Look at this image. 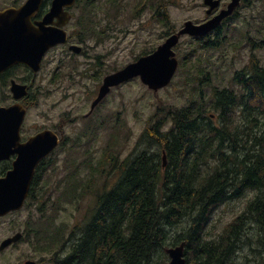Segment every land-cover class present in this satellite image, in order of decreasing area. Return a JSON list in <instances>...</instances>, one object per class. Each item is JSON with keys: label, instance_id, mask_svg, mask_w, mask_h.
Instances as JSON below:
<instances>
[{"label": "trees", "instance_id": "obj_1", "mask_svg": "<svg viewBox=\"0 0 264 264\" xmlns=\"http://www.w3.org/2000/svg\"><path fill=\"white\" fill-rule=\"evenodd\" d=\"M204 46L219 48L212 41ZM247 66L235 73L239 86L213 89L210 105L195 89L183 107L160 105L143 134L147 148L133 155L67 238V226L56 222L62 202L55 201L54 213H47L51 194L39 186L40 167L36 251L49 252L52 264H163L166 247L186 241V264H264V66L254 54ZM206 75L197 76L201 84L209 82ZM235 111L242 118L236 124ZM115 143L112 137L98 164L88 162L94 171L101 174L105 163L114 162ZM76 172L58 186L68 202L80 205L94 180L83 184ZM247 191L253 196L242 210L207 237L215 208Z\"/></svg>", "mask_w": 264, "mask_h": 264}, {"label": "rangeland", "instance_id": "obj_2", "mask_svg": "<svg viewBox=\"0 0 264 264\" xmlns=\"http://www.w3.org/2000/svg\"><path fill=\"white\" fill-rule=\"evenodd\" d=\"M14 1L22 0H0V4L2 2L9 4ZM102 2L103 0H100L98 4ZM151 2L155 3L156 0ZM166 3L171 20L170 24L175 28L181 27L186 20L199 21L206 16L203 0H166ZM136 4L137 0H121V27L132 29L130 32H119L121 49L117 54V59L121 67L132 61L140 53L155 49L161 43L162 28L154 21V17L152 32H149L144 24L145 20L150 19L151 15L153 16L154 10L146 6L140 10V17L134 19ZM240 11L242 16L236 17L228 31L222 34V36L227 34L228 39L221 48L204 49L201 42H197L193 37L188 35L182 37L175 48L181 64L176 76L168 86L154 92L139 78H136L115 90L105 101L104 112L110 115L112 112H120L118 127L113 129L110 127L112 120L106 121L107 119H105V124L110 129L104 128L92 136L83 134L84 122L80 116V113L86 111L85 106L88 101L85 99V92L87 91L80 85L79 88H76L80 93L76 97H65L61 92L54 95L50 86L46 84L47 78H44L50 76L55 68L59 57H61V50L55 51L50 57L40 79L39 105L30 111L27 126L32 124L57 126L65 118L64 112L69 110L73 112L74 117H78L76 121L69 122L65 126L66 144L52 155L51 162L49 161L44 165L39 181V186L45 187L47 193L51 194V201L45 206L48 214L54 213L55 201L60 200L62 202L56 222L58 225L67 226L66 238L70 235L73 226L81 223L90 215L98 196L111 189L117 182L123 172V166L126 165L125 162L129 161L134 154L147 148L148 139L147 137L144 138L143 134L150 123L151 116L160 105L183 107L190 103L193 89H195L193 93L195 92L198 99L202 97L204 102L210 105L214 101L212 97L214 88L233 87L235 72L247 65L251 54V44L247 40L248 32L254 41L262 43V48L257 49L256 55L264 66V0H248L240 8ZM246 15L248 20H246ZM203 74H207L205 77L210 84L199 86L198 84L201 82L197 76ZM87 82L88 90L92 89V82ZM74 86L77 87V85ZM194 86H199V89ZM201 93H203L202 96ZM54 101L58 103V106L51 109ZM2 104L7 105L8 102L2 103L0 99V105ZM231 119L235 124L238 123L242 119L240 111L233 112ZM115 120L117 119L115 118ZM116 131L114 163H105L103 167L105 170L99 174L100 172L94 171L88 162L92 161L94 164H98L105 158V149ZM54 159H56L55 162ZM118 166L120 169L116 168ZM76 168V177L83 184L91 178L94 180L93 188L88 189L91 194L82 200L80 205L68 202V197L63 194L64 188L58 186ZM252 196L253 193L247 191L240 198L228 200L216 207L206 226V236L211 237L215 233L221 232L226 222L240 212L248 198ZM37 207L38 204H36V216L40 214ZM30 211V207L24 210V221L28 218ZM18 255L33 256L32 258H35L38 264H51L49 252L40 254L28 242H25L19 249L9 252L8 264H18L20 260ZM41 259L43 260L40 263ZM162 260L163 264H166L169 261V256H165Z\"/></svg>", "mask_w": 264, "mask_h": 264}, {"label": "flooded vegetation", "instance_id": "obj_3", "mask_svg": "<svg viewBox=\"0 0 264 264\" xmlns=\"http://www.w3.org/2000/svg\"><path fill=\"white\" fill-rule=\"evenodd\" d=\"M98 1L100 0H76L74 4L64 8L70 17L67 23L63 26L66 32L68 31V40L67 42H62L50 47L44 54L38 70H36V66H32L27 62L16 61L0 73V99L2 100V103L8 102L7 105H11L15 102H19L27 109L25 120L20 129V144L28 142L30 138L47 129L55 131L60 135V137H62V140H64L66 138L65 126L69 122L76 121L78 118L76 116L74 117L73 112L69 110L64 112L65 118H63L61 123L57 126L35 124L27 126L30 111L32 109H36L39 105L41 95V76L50 57L53 56L55 51L61 50V57H59L50 76L48 75L44 78H47L46 84L50 86L51 92H53L54 95L57 92H61L65 97H76L80 94L76 88H79L80 85L84 87V90L87 91L85 92V99L88 102L85 106L86 111L80 113V116L81 120L84 122L83 134L86 136H92L95 134L96 128H99L97 130L98 134L99 131L104 128L110 129V127H112L115 129L118 127L117 123L120 119V112H112L111 115L108 113L105 114L104 104L115 90L132 81L128 80L122 84L113 86L107 96L93 108L92 105L99 94L104 78L107 75L122 69L129 63L136 61L139 57L153 53L170 35L169 25L171 20L166 0H156L155 3H152V0H137V9L134 12V19L140 17V10L142 8H145L146 6L150 7V9L152 8L154 10L153 16L151 15L150 19L145 20L144 24L146 25L147 30L152 32L154 17V21L162 28L160 33L161 43H159L155 49L145 50L132 61L121 67L118 64L117 59V54L121 49L119 43V32H130L132 29H130V27H121V0H103L101 4H98ZM231 1L232 0H221L220 6L211 12L208 11V6L204 4L206 7V16L195 22L203 23L212 19L214 16L219 14L222 9L227 8ZM247 1L248 0H242L240 5L235 8L233 14L224 18L218 28L210 32L205 37H195V39L198 42L201 41V44L207 41L215 42L216 44H219V48H221L223 44L227 43L228 39L227 34L226 36H222V34L228 31V28L232 26V22L236 19V17L242 16L240 8L245 5ZM23 2L24 0L19 2L14 1L9 4H7V2H2L0 4V10L9 6H20ZM52 2L53 0H43L40 8L32 16L31 20L35 28L38 25V22L42 21L44 16L50 10ZM95 9H97V11H95ZM246 20H248L247 15ZM58 21L59 19L55 18L54 22L49 24V26H55ZM182 27L183 25L176 28V30L172 33L178 31ZM247 34L248 43L251 44V54L247 63L248 65L253 54L258 59L256 51L257 49L262 48V43L254 41L253 38L249 36V32ZM186 35H183L182 37ZM73 45L80 47V50L71 49V46ZM202 48L207 49L205 46H202ZM14 81L16 83L28 85V95L21 99H15L11 90ZM87 81L92 82L93 87L90 90H88L89 86ZM234 82L235 84L233 86H239L237 79H234ZM205 84L210 83L208 82ZM74 85H77V87ZM199 86H203V84L200 83ZM57 106L58 103L54 101L51 109H55ZM115 118L117 120H115ZM212 118L216 119V116L214 115ZM105 119H107L106 121H109V119L112 120L110 127L105 124ZM165 128L167 129L168 126ZM5 153L6 154L0 159V180L7 178L15 169V164L20 158V145L6 147ZM168 160L169 159L167 158V164ZM127 163H130V160L125 162L126 165L123 166V172L128 166ZM116 168H119V166ZM10 183L15 184L16 179L11 178ZM9 190H15V188L10 187ZM27 207H30L31 211L29 212L26 221H24L23 213ZM31 219L33 220L31 221ZM18 235L19 237L14 240V238ZM25 242L30 243L34 250H36V168L30 193L25 203L20 208H13L0 213V264H8L9 252L19 249V247L25 244ZM69 245H71V243ZM18 257L20 259L18 264H26L28 260L36 261L35 258H32L33 256L18 255Z\"/></svg>", "mask_w": 264, "mask_h": 264}, {"label": "water", "instance_id": "obj_4", "mask_svg": "<svg viewBox=\"0 0 264 264\" xmlns=\"http://www.w3.org/2000/svg\"><path fill=\"white\" fill-rule=\"evenodd\" d=\"M76 0H53L50 11L44 19L38 22L35 28L32 16L40 8L43 0H26L21 6H11L0 10V73L10 64L16 61H24L39 69L46 51L62 42H67V32L62 28L70 19L66 6L72 5ZM210 5L211 12L220 4V0H205ZM240 0H233L228 9L223 10L215 18L196 24L191 20L185 22L184 27L170 35L157 50L148 55L141 56L135 62H131L124 68L109 74L104 79L100 92L92 107L94 108L108 93L111 86L118 85L135 76H141L142 81L151 89L167 86L177 68L178 58L174 51L183 34L204 36L220 25L221 20L231 14ZM59 21L55 26H49L54 19ZM73 50L80 47L71 46ZM28 85L13 82L12 92L16 99L28 94ZM26 115V108L21 103L10 106H0V159L6 154L5 148L20 145V158L15 164V169L7 177L0 180V213L13 208H20L27 198L34 176L40 162L47 157L60 143V138L52 130H44L30 138L26 143L20 144V129ZM164 163H167L164 152ZM16 179L15 184L10 179ZM14 187L15 190H9ZM19 237L16 236L14 240ZM11 241V240H10ZM186 242L166 248L170 256L167 264H186ZM26 264H37L34 260H28Z\"/></svg>", "mask_w": 264, "mask_h": 264}, {"label": "bare ground", "instance_id": "obj_5", "mask_svg": "<svg viewBox=\"0 0 264 264\" xmlns=\"http://www.w3.org/2000/svg\"><path fill=\"white\" fill-rule=\"evenodd\" d=\"M68 32V31H67ZM184 242V241H183ZM186 242V241H185ZM186 246H187V243H186V245H185V253H186Z\"/></svg>", "mask_w": 264, "mask_h": 264}]
</instances>
